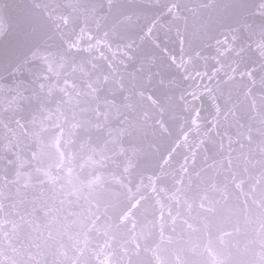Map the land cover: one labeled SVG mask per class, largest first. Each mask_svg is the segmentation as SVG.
I'll return each mask as SVG.
<instances>
[{
    "label": "water",
    "instance_id": "95a60500",
    "mask_svg": "<svg viewBox=\"0 0 264 264\" xmlns=\"http://www.w3.org/2000/svg\"><path fill=\"white\" fill-rule=\"evenodd\" d=\"M264 0H0V264H260Z\"/></svg>",
    "mask_w": 264,
    "mask_h": 264
},
{
    "label": "snow or ice",
    "instance_id": "6c2138e0",
    "mask_svg": "<svg viewBox=\"0 0 264 264\" xmlns=\"http://www.w3.org/2000/svg\"><path fill=\"white\" fill-rule=\"evenodd\" d=\"M260 258H261V261H264V252H261Z\"/></svg>",
    "mask_w": 264,
    "mask_h": 264
},
{
    "label": "clouds",
    "instance_id": "9594fccd",
    "mask_svg": "<svg viewBox=\"0 0 264 264\" xmlns=\"http://www.w3.org/2000/svg\"><path fill=\"white\" fill-rule=\"evenodd\" d=\"M260 264H264V261H260Z\"/></svg>",
    "mask_w": 264,
    "mask_h": 264
}]
</instances>
